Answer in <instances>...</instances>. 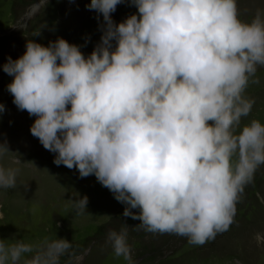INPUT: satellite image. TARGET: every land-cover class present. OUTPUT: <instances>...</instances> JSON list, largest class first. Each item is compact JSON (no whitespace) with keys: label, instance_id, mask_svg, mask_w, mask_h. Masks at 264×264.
I'll return each mask as SVG.
<instances>
[{"label":"clouds","instance_id":"1","mask_svg":"<svg viewBox=\"0 0 264 264\" xmlns=\"http://www.w3.org/2000/svg\"><path fill=\"white\" fill-rule=\"evenodd\" d=\"M123 2L91 0L103 35L87 57L64 38L28 40L3 65L13 77L7 89L36 117L31 134L57 154V166L95 175L127 205L123 216L141 221L137 230L202 246L229 230L264 165V124L241 127L254 104L244 93L264 66V16L241 21L237 0H130L137 13L116 24ZM8 151L0 143V157ZM18 172L0 166V188H15ZM72 203L82 213L88 198ZM127 235L125 226L107 239L134 264ZM71 248L63 238L35 246L0 239V264L33 252L23 264H59Z\"/></svg>","mask_w":264,"mask_h":264},{"label":"rangeland","instance_id":"2","mask_svg":"<svg viewBox=\"0 0 264 264\" xmlns=\"http://www.w3.org/2000/svg\"><path fill=\"white\" fill-rule=\"evenodd\" d=\"M91 0H0V143L8 147L0 166L19 169L15 188H0V239L11 244L22 240L37 245L45 238L67 239L72 243L59 264H128L114 254L108 241L109 230L119 232L127 226V243L134 264H199L207 258L230 263L264 264V165L241 194L234 223L204 245H193L175 234H153L135 227L141 223L124 217L127 205L90 175L81 178L78 170L54 163L56 153L46 150L30 128L36 117L13 103L7 86L13 77L3 71L9 57L13 60L26 51L33 40L44 46L58 38L80 46L87 57L100 43L103 17L88 5ZM239 18L250 23L257 12L264 16V0H237ZM138 9L124 0L112 13L116 24ZM244 95L253 100L250 114L241 127L257 119L264 124V66H258ZM86 196V210L78 213L73 201ZM138 212V209H133ZM260 237L261 239H258ZM35 253H26L24 259ZM218 259V260H219Z\"/></svg>","mask_w":264,"mask_h":264},{"label":"trees","instance_id":"3","mask_svg":"<svg viewBox=\"0 0 264 264\" xmlns=\"http://www.w3.org/2000/svg\"><path fill=\"white\" fill-rule=\"evenodd\" d=\"M220 258V257H219ZM219 258H207V259H205V260H203V261H201L199 264H213L215 261H220V262H224V263H230L232 260H231V258L230 257H228V258H225V259H223V260H221V259H219ZM219 259V260H218ZM223 263V264H224ZM222 264V263H221Z\"/></svg>","mask_w":264,"mask_h":264}]
</instances>
